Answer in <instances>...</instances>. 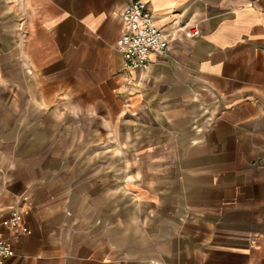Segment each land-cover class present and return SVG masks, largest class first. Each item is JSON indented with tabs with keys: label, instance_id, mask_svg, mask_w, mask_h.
Here are the masks:
<instances>
[{
	"label": "crops",
	"instance_id": "crops-1",
	"mask_svg": "<svg viewBox=\"0 0 264 264\" xmlns=\"http://www.w3.org/2000/svg\"><path fill=\"white\" fill-rule=\"evenodd\" d=\"M132 1L0 0L9 264H264V0H140L145 70Z\"/></svg>",
	"mask_w": 264,
	"mask_h": 264
},
{
	"label": "built area",
	"instance_id": "built-area-1",
	"mask_svg": "<svg viewBox=\"0 0 264 264\" xmlns=\"http://www.w3.org/2000/svg\"><path fill=\"white\" fill-rule=\"evenodd\" d=\"M120 15L123 27L115 47L123 57V66L130 70H145L150 63L149 53H164L170 37L155 25L154 15L140 0H133ZM192 35H198V31L193 29ZM18 221L19 212L13 211L7 225L14 227ZM13 255L11 243L0 240V264H9Z\"/></svg>",
	"mask_w": 264,
	"mask_h": 264
}]
</instances>
